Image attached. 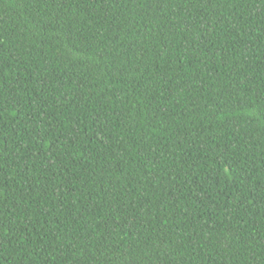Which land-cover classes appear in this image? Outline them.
Returning a JSON list of instances; mask_svg holds the SVG:
<instances>
[{
	"label": "trees",
	"instance_id": "obj_1",
	"mask_svg": "<svg viewBox=\"0 0 264 264\" xmlns=\"http://www.w3.org/2000/svg\"><path fill=\"white\" fill-rule=\"evenodd\" d=\"M0 264H264V0H0Z\"/></svg>",
	"mask_w": 264,
	"mask_h": 264
}]
</instances>
